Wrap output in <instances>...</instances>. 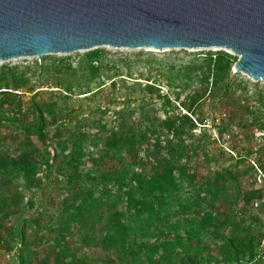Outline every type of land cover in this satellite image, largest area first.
<instances>
[{"label": "trees", "instance_id": "trees-1", "mask_svg": "<svg viewBox=\"0 0 264 264\" xmlns=\"http://www.w3.org/2000/svg\"><path fill=\"white\" fill-rule=\"evenodd\" d=\"M106 54L105 49L98 48L87 52L76 64L63 57L54 59L53 66H46L45 57L41 63L35 59L40 73L34 81L37 86L32 84L29 67H0V177L21 181L23 189L40 188L42 178L38 173H49L59 164L67 183L76 188L62 201L57 222L48 225L57 232L53 264H264L257 250L264 235L258 239L251 223L244 225L237 218L241 211H235L240 199L253 207V202L263 196L264 185L243 190L239 181L242 173L224 167L216 168L196 184V173L189 167L192 154L202 151L209 159L207 130L190 140L198 129L196 108L202 110L205 101H210L211 107L224 108L229 116L223 130L236 125L264 132V84L233 73L238 57L224 50L195 54L179 63L168 56L163 60L152 53H137L135 63L164 78L168 86L188 90L180 104L186 113L165 110L162 119L153 104L157 99L171 101L169 95H161L157 89L161 79H148L143 84L127 79L132 78L131 73L122 77V69L108 75ZM48 76L56 80L57 90L40 89ZM106 78L113 91L121 90L128 81L132 88L143 91L133 106L117 109L115 118L124 117L126 108L139 115L128 129L121 124L110 135L92 138L78 125L82 119L73 122L85 107L68 109L62 101L79 95L96 100L106 92ZM116 103L107 94L100 108L109 111ZM7 134L14 138L9 144ZM100 144L105 147L104 154L117 159L118 166L82 169L85 157L93 156L88 147ZM255 152H260L255 159L264 173V142L248 149L235 164ZM102 158L98 155L93 165ZM253 168L250 165L247 170ZM85 177L94 182L87 183ZM23 197L22 192L14 200L0 195V212L5 220L15 215L13 206L18 207ZM27 204L33 207V199ZM20 217L5 230L14 244H19L17 263L34 264L26 242L27 226H32L34 220ZM73 228L85 236L86 245L99 246L108 258L88 263L86 257H77L61 239ZM209 238L220 241L217 258L210 251L203 256L208 250L204 240Z\"/></svg>", "mask_w": 264, "mask_h": 264}, {"label": "rangeland", "instance_id": "rangeland-1", "mask_svg": "<svg viewBox=\"0 0 264 264\" xmlns=\"http://www.w3.org/2000/svg\"><path fill=\"white\" fill-rule=\"evenodd\" d=\"M222 49H164L158 50L153 48H142V49H111L106 50L107 54L105 55V62L108 63V75H111L115 70L122 69L124 75L122 77H128L127 75L132 74V78H127L129 80L136 79L141 81L143 84L149 81H158L157 89L161 95H169L171 103H165L160 99H157L158 102L153 105L156 108L158 116L164 118L165 110H168L170 113L177 112L181 110L182 113H186L180 104L184 100L188 90L183 91L181 87H171L168 86L164 78H159L155 72H149L144 67L135 63L137 53H143V56H147L148 53L157 55L163 60L165 56L172 62H181L195 56V54L206 53L207 51H215ZM226 51V50H224ZM231 54L230 50L227 51ZM87 53V52H86ZM86 53H78L64 56L49 57L45 59L46 66H53V60L63 57H68L73 64H76ZM234 55V54H233ZM34 60L20 61L0 64V67L3 65H18L21 68L29 67V72L31 75V80L33 85H38V82H35L40 76L39 69L35 65ZM39 63L43 62L42 59H38ZM130 64V67L128 65ZM236 75L244 79H249L252 82H259L261 85L264 84V80L255 81L251 76L243 72H233ZM47 80L42 81L43 88L40 89H54L57 90L56 80L48 76L45 78ZM109 80L105 79L106 92L99 95L96 100L89 101L85 100L83 96L79 95L76 97H69L68 100L62 101L64 107L77 108L79 105L85 107V111L77 113V116L74 119V123L79 119H82V122L79 123L80 127L87 131L90 136L96 137V135H110L113 131H118L120 125L122 124L126 129L134 123L136 117L139 113L131 114L132 108H126L124 117L115 118V111L122 107L123 105H134V100L143 94V91L139 88H132L130 86L131 81H128L127 86H121V90L116 89L115 91L109 89L108 87ZM94 85V84H93ZM49 86V87H48ZM110 95V97L117 102L112 106V110L105 111L103 108H100L104 103V97ZM180 94V98H177V95ZM27 96L30 94L27 93ZM148 95H151L149 93ZM124 98H130L128 101L124 102ZM120 100V101H119ZM194 116L198 119L195 120V123L198 127L195 130L196 134L190 140L199 138L200 132L203 129L207 130L206 145L208 157L205 156L204 152L200 151L197 154L191 155V163L189 167L193 172L196 173L197 183L201 184L203 180L206 179L216 168H229L234 173H242L239 177V181L242 185L243 190H248L251 188H260L264 185V178L257 170L258 162L255 157L260 156V152H255L245 158V161L237 165L235 162L241 155H247L246 151L248 149H256L261 143L264 142V139L261 138V135L264 132L259 131L256 128L252 127H238L236 125H231L227 130H223L224 122L227 121L229 116L224 108L220 106L211 107L210 101H205L203 109H198L194 111ZM7 144L13 141V137L7 134L6 136ZM52 147H57L55 144H52ZM53 149V148H51ZM93 153V156H86L84 161V166L82 169L87 170L88 167L93 166L96 170L101 169H110L112 167L118 166L119 162L117 159L113 158L112 154H104L105 147L103 144H100L98 147L90 146L88 147ZM262 154V153H261ZM98 155H101L103 158L99 160V163L96 165L95 159ZM264 163V162H263ZM250 165H253L252 170H247ZM257 166V167H256ZM60 169L62 167L57 164L51 172L42 170L38 173V176L42 178V186L40 188H31L23 189L22 183L19 180L13 178L3 179L0 177V195H5L8 198L14 200L16 196L22 192L24 197L23 200L19 203V206H13L16 209L15 215L5 220L0 212V264H18L17 254L19 244L15 243L10 239L8 232H6L5 227L10 225L18 217H27L28 219L34 220L32 226H27V238L26 242L29 244L30 249L32 250L34 257V264H53L57 254L58 241L55 239L57 232H53L49 229V224L54 225L61 213L62 201L69 195L71 191H76L75 186L67 183L66 177L61 173ZM87 183L94 182L91 178H86ZM76 187H79L78 185ZM33 199V207H29L27 204L28 199ZM261 202L260 207H252L250 205H245L242 199L239 200L235 211H241L240 214L237 213V218L239 221L248 225L251 223L255 235L259 239L264 235V193L263 196L258 199ZM222 206L228 207V203H223ZM20 217V219H22ZM37 228L40 230L37 231ZM73 228L72 233H66L62 235L61 239L64 240V245L72 250L77 257H86L88 263L98 262L101 263L108 258L109 254L103 251L99 246L86 245L84 242L85 236L82 235L79 231ZM208 249L203 253V256H206L210 251L215 258L218 257V250L220 246V241H215L213 238L204 240ZM10 247L13 249L10 250ZM175 261L179 262V258H175Z\"/></svg>", "mask_w": 264, "mask_h": 264}, {"label": "water", "instance_id": "water-1", "mask_svg": "<svg viewBox=\"0 0 264 264\" xmlns=\"http://www.w3.org/2000/svg\"><path fill=\"white\" fill-rule=\"evenodd\" d=\"M98 48L230 50L264 80V0H0V64Z\"/></svg>", "mask_w": 264, "mask_h": 264}, {"label": "built area", "instance_id": "built-area-1", "mask_svg": "<svg viewBox=\"0 0 264 264\" xmlns=\"http://www.w3.org/2000/svg\"><path fill=\"white\" fill-rule=\"evenodd\" d=\"M257 170L260 172V174L264 178V173L258 167H257ZM260 206H261L260 200H255L253 202V207L257 208V207H260ZM257 250H258L259 257L262 258V260H264V237L260 240ZM202 264H206V263H202ZM260 264H263V262H261Z\"/></svg>", "mask_w": 264, "mask_h": 264}]
</instances>
